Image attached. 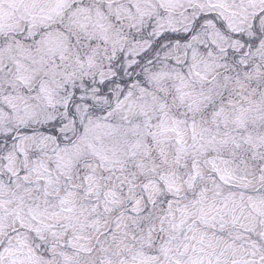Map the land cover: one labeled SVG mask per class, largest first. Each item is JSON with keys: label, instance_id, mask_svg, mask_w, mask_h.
I'll return each instance as SVG.
<instances>
[{"label": "snow or ice", "instance_id": "6c2138e0", "mask_svg": "<svg viewBox=\"0 0 264 264\" xmlns=\"http://www.w3.org/2000/svg\"><path fill=\"white\" fill-rule=\"evenodd\" d=\"M0 264H264V0H0Z\"/></svg>", "mask_w": 264, "mask_h": 264}]
</instances>
